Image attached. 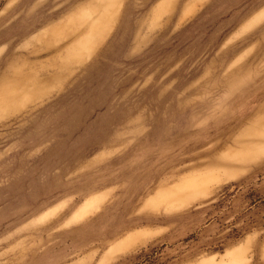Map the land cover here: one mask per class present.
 <instances>
[{"label":"rangeland","instance_id":"obj_1","mask_svg":"<svg viewBox=\"0 0 264 264\" xmlns=\"http://www.w3.org/2000/svg\"><path fill=\"white\" fill-rule=\"evenodd\" d=\"M125 1L0 89V264H264V0Z\"/></svg>","mask_w":264,"mask_h":264},{"label":"crops","instance_id":"obj_2","mask_svg":"<svg viewBox=\"0 0 264 264\" xmlns=\"http://www.w3.org/2000/svg\"><path fill=\"white\" fill-rule=\"evenodd\" d=\"M100 1L101 0H0V89L7 84L15 83L17 80L14 74L15 72L21 70L23 73H26L33 68L31 66H33L34 63L39 64L42 61L52 58L54 54L53 50L56 46L73 41L74 37L80 31L79 29L77 30L79 23L84 21L89 15L98 14L99 7H97V4H99ZM161 1L162 0H142L140 3H137L136 0H126L123 6L126 7L125 10L127 15H132L131 19H134V17L135 19L137 17L139 18V16H142L143 9H146L147 12L143 18L144 21L148 17L150 18V12ZM190 1L191 0H187L182 8L179 9V1L174 3V0H172L166 12L168 13L169 11V15H167L168 19L173 17L177 19L176 21L182 20L183 10ZM119 2L120 0H114L113 6ZM176 5H178L177 13L175 16H172L174 6ZM132 8L133 11H131ZM76 65L70 68L57 87L68 77ZM9 72L11 73L9 74ZM55 90L22 109L44 100ZM256 108V113L258 114H255V117L253 113H251V115H247L238 121L240 124L239 127H241L239 128V133L252 128L260 119L264 118V106L262 107L261 104H258ZM261 108H263V110ZM252 116L254 120H252L250 124L248 123V119ZM246 123L248 124L245 125ZM233 137L235 136H232L231 140L234 139ZM227 146L226 144L224 145L223 151L227 149ZM213 154L217 155L216 152ZM210 155L212 154L208 156ZM207 159L200 162V165H202L201 167L206 166ZM259 160L263 161L264 156ZM89 201L93 202L94 200L89 199L86 202ZM95 206L96 204L94 203L88 208L84 215L74 221L84 218ZM129 226L130 225L112 229V231L109 229L104 232L106 235H114L112 239L118 238V240L112 243V245H115V250H120V247L128 244L131 245L130 247H134L137 244L146 242L151 237L150 233L148 237L130 243L132 238L141 234H148L149 232L147 230L134 232L131 231L132 227ZM124 233L126 234L124 235ZM122 234L124 236H122Z\"/></svg>","mask_w":264,"mask_h":264},{"label":"bare ground","instance_id":"obj_3","mask_svg":"<svg viewBox=\"0 0 264 264\" xmlns=\"http://www.w3.org/2000/svg\"><path fill=\"white\" fill-rule=\"evenodd\" d=\"M229 255H235V252H230V253H228ZM225 263V260H223L222 261V264H224Z\"/></svg>","mask_w":264,"mask_h":264}]
</instances>
